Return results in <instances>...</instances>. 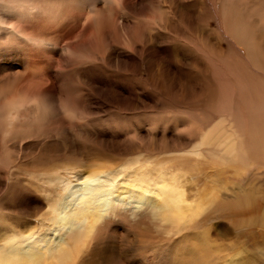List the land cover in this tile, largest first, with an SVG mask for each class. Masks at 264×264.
<instances>
[{
    "label": "bare ground",
    "instance_id": "6f19581e",
    "mask_svg": "<svg viewBox=\"0 0 264 264\" xmlns=\"http://www.w3.org/2000/svg\"><path fill=\"white\" fill-rule=\"evenodd\" d=\"M89 1L0 0V34L6 29L13 30L12 37L15 39L12 38L11 42L18 43V48L14 44V46H8L7 50L0 49V72H2L0 82H6L5 88L0 89V165H3L0 168V264H74L78 255L81 254L80 250L87 246L88 237L104 223L107 216L118 215L122 211L126 215L132 212L136 218L141 216L139 219L142 220L147 219L150 214H154L171 223L180 222L188 212L196 213L200 204H193V200H190L194 195L186 192L185 189L188 186L185 179H181L178 174H167V168L163 166V164L168 163L165 162L167 159L179 160L183 158L193 161V165L204 161L214 171L221 169L231 171L243 181L238 183L240 186L236 187L233 194L224 195L226 206L221 205L236 214L253 215L259 211V200L255 192L251 188H247L246 185H252L250 183L252 180L264 181V15L252 7L262 5L264 10V0H239L236 3L228 0L223 4L220 3L215 12L218 14L224 33L221 39L215 40L213 38L214 54L221 59L223 39L235 44L238 49L243 46L247 51L249 60H253L250 61L252 68L257 72L250 70L248 65L239 69L240 75L243 76L241 79L243 83L236 81L235 88L229 89L231 93L225 96L221 94L220 86L218 87L220 92L215 100V107L213 106L215 113L213 117L203 122L199 127L196 136L197 142L193 146L190 144L189 130L196 121L190 115L189 106L187 107V103L181 101L170 100L171 97L181 99L180 96H183V88L181 87L183 78L179 80L181 72L179 70L170 71L175 69L172 65L167 73L171 75L173 80L171 84L177 86V90L168 94L167 90L163 89L162 96H164L165 102L159 108L155 105L150 107L144 102L137 105L138 101H143L141 97L148 93L144 88H139L141 97L134 104V109L137 111L136 114H142L141 120H150L153 126L147 128H155L157 131L158 128H162L163 138L160 139L169 141L170 145L165 149L162 146L157 148H160V151L168 150L169 154L174 151L175 154L168 155L164 161H157L156 159L157 165L154 167L152 162L155 160L149 159L146 155V152L151 151V148L148 145L144 146L145 143H141L140 140L146 139L145 137L151 134L157 135L159 133H143L142 137L144 136V138L139 137V141L136 135L132 139L131 136L126 135L123 137V141L128 140L127 145L117 149V143L108 149L110 150L109 154L114 156L116 160L115 155H118L121 160V162L115 163V166H120L125 156L129 155L123 170L131 169L133 173L125 178L122 177L120 181L116 180L120 175L119 173L116 176L113 174L110 176L111 172L104 175L102 168L106 167V163L102 164L99 161L97 164L96 162L93 163L94 168L95 166L98 168L90 173L83 169L79 170V168H69L68 170L65 168L69 178L60 171L51 172L55 167L52 163L58 158L55 157L54 153L40 151L41 142L48 137L44 132L45 129L30 128V126L23 124L25 121L30 122L32 112L35 111L32 108L34 103H30L31 100L41 101V96L44 95L47 96L51 107L56 112L60 111V107L66 109L65 101L59 104L60 107L57 105L56 96L63 84L69 85L71 95L76 93L78 98L80 96V91L76 90L75 92V89L80 87L74 85L73 81L76 79V74L71 68L74 64L71 61L74 58L78 59L83 55L82 57L85 56L84 60L87 62L90 52L96 54H104L105 52V59L112 67L126 63V66L131 69L133 60H136L133 53H139L144 44L152 47V41L155 38L153 31L157 32L160 31V28H164L169 33L167 40H164L166 45L169 41L178 42L180 39L188 41L190 37L189 41L194 46L195 39H197L195 35L197 31L198 35L200 32L197 23L202 24L200 23L202 20L200 19V21L199 18L198 22L195 19H184L185 16L183 17L180 11L179 0H163L165 4L161 6L163 7L162 17L155 12L151 13L150 10L137 11L135 7L139 3L137 0H115L116 6L93 3L95 6L93 9L96 8L93 11L94 14L87 15L84 9L89 5ZM177 3L179 5H176ZM189 3L191 2L189 1ZM210 3L212 10L217 9V3ZM194 10L197 13L200 9L194 8ZM121 11L129 14L131 18L119 17L120 14L119 16L115 15V12L121 13ZM10 14L13 15L12 20L8 19ZM57 14H60L61 19L66 21V24L63 28L58 27L54 30V24L51 22L54 20L50 18L56 19ZM189 14L191 16L194 13L190 12ZM140 16L146 18L151 25H148L149 33L146 34V38L135 40L137 33L131 27L137 24H144L145 26L147 24ZM27 18L35 19L38 22L22 23ZM183 22L190 25L191 34L183 35L181 27ZM89 28H96L97 31H91ZM62 29L64 33H61ZM136 31L138 32V30ZM104 34L106 38L103 37ZM170 35H172L173 40L170 39ZM113 42H116L119 49ZM91 46H98L100 50L94 51ZM88 47H91L92 50ZM20 52L24 55V59L17 62V57L22 58L19 55ZM29 54L31 57L29 60H25L28 58L26 55ZM8 55H12L11 59L7 58ZM156 58L153 55V60H146L145 63L151 72L158 73L163 61H158ZM238 60L242 59L239 58ZM99 61L101 62V60ZM190 61L193 59L191 58ZM7 62L15 64L18 69L38 68L47 76L46 78H39L41 75L28 76L27 79L25 78L27 85L23 89L21 85L19 86L14 82V75L19 71L14 72L15 67L9 72L4 69L9 67ZM54 69L62 73L64 77L62 76L60 79L53 75L51 70L54 71ZM138 75L144 77L139 72ZM60 83L62 84L58 88ZM115 83L118 84V81L114 80ZM215 83V85H219V82L216 81ZM169 86L171 85L169 84ZM128 91L129 89L122 87L123 93H128ZM66 99L69 101L68 98ZM75 101H69L72 104L70 107L76 108L75 111H79L80 106L84 108L81 98L77 99L76 105L72 103ZM93 104L97 108H93L90 104L87 107L90 111H98L95 112L96 115L103 112L104 109L100 107L98 102H93ZM68 109L64 112L66 113ZM80 114L85 115L86 113L80 112ZM89 116L90 114L87 115V118ZM34 119L36 121L31 124L49 120L48 115L43 116L42 114L35 116ZM78 123L75 121V126L80 128L83 124ZM70 125L69 128H72ZM64 128H68V126H64ZM165 128L172 129L170 131L165 130ZM165 132H169V134H165ZM67 135V132L64 133L63 146L67 145L71 148L72 140L67 139L65 137ZM10 149L14 152H10ZM64 156L66 155H61V157ZM106 162L108 163V161ZM45 174L49 175L46 183H44ZM25 176L26 180L29 181L30 179L32 182H27L24 179ZM154 177L157 178L153 180ZM59 186H62L60 192L58 191ZM24 198L26 201L23 200ZM45 209L47 211L41 213ZM37 215L42 217L45 222L47 219L50 223L53 222L51 225L54 234L57 236H51L50 233H47L44 236L36 237L40 224L25 229L26 225L36 220Z\"/></svg>",
    "mask_w": 264,
    "mask_h": 264
},
{
    "label": "rangeland",
    "instance_id": "374dc122",
    "mask_svg": "<svg viewBox=\"0 0 264 264\" xmlns=\"http://www.w3.org/2000/svg\"><path fill=\"white\" fill-rule=\"evenodd\" d=\"M107 1L108 0H90L89 5L84 9V12H86L87 15L94 14L93 11H95L96 8L93 9V3H98L100 5L105 3V6L111 4L116 6L115 0ZM187 1L188 0H179L180 5L178 3L176 4L179 5L183 17L185 16L184 19H195V21L198 22L199 18V20H202H200L201 22L199 21L200 23L203 24L205 22L204 25L197 23V28L200 32L198 35L197 31L195 35L197 39H195L196 43L194 46L189 41L190 37L188 41L180 39L178 42L169 41L166 45L164 40H167V35L169 33L164 28H160V31H153V33L155 32V38L152 41V47L143 43L144 45H142L139 53H133L136 56L137 61L133 60L134 63H132L131 69L126 66V63H120L112 67L105 59V52L104 54L90 52L87 62L84 60L85 56L82 57L83 55L78 59L74 58L75 60L73 59V61H71L74 63L71 67L72 71L76 74V79L73 80L74 85L76 84L80 87L79 89H75V92L76 90L80 91L79 98L82 99V105H84L82 106L84 108H81L80 106L79 111L81 113H86V117L84 114H80L79 111H75L76 108L74 106L70 107L72 104L71 102L69 103V101L76 100L75 102H72L76 105L77 99L79 98L76 93H72V95L69 93L71 90L69 85L63 84L61 86L62 83L58 84V88L61 86V89L56 96V103L59 107V104L63 101L66 102V109L70 107L66 113L64 112L66 109H63L62 107H60V111L56 112V110L51 107L47 96L42 95L41 101H30V103H34L32 108L35 111L32 112L30 122L28 123L25 121L23 124L28 127L30 126V128L45 129L44 132H46L45 134L48 137L45 141L41 142L40 151L54 153V155H56L55 157L58 158L52 163L55 166L53 170H51L52 173L60 171L66 175L65 168L67 170L69 168H79V170L83 169L87 173H90L98 168V166H95L94 168L93 163L96 162L97 164V161H99L102 164L106 163V167L102 168L104 169L102 170L104 175L111 172L110 176L112 174L113 176H116L119 173L120 175L116 180L120 181L122 177L125 178L133 173V170L131 169L126 168L123 170L125 167L124 165H126L124 163L128 160L129 155L125 156V159L122 160L120 166H115L114 164L121 162V160L118 155H115L117 161L114 156L109 154L110 150L108 149L117 143V149L118 147L120 148L123 145H127L129 143L128 140L123 141V137L126 135L131 136V139L136 135L139 141V137H141V139L144 138V136L142 137L143 133H159L157 135L151 134L150 136L145 137L146 139L140 140L141 143H145L144 146L148 145V147L151 148V151H147L146 155L149 159L153 161L155 160L152 162V166L154 167L157 165L156 159L157 161H164L168 155L175 154L174 151L169 154L168 150L160 151V148H157L158 146H162L165 149L170 145L169 141H163L160 139L163 138L162 128H158V131L155 130V128H147L153 126L151 125L150 120H141L140 117L142 114H136L135 112L137 111L134 109V104L137 99L141 97L139 95V88H144L148 93L146 96L141 97L143 101L140 100L136 104L139 105L141 102H144L146 105H150V107L155 105L159 108L165 102L164 96H162V90H167L168 94L174 93L177 90L178 87L171 84L173 81L171 75L167 73L169 67L172 65H174L172 67L175 69L170 71L179 70L181 72L179 80L183 78L181 81V83H183L181 84V87L183 88V96H180L182 97V100L175 97H171L170 100L175 102L181 101L185 104L187 103V107L189 106L188 110L191 112L190 115L196 121L194 126L189 130L191 146L197 142V132L202 123L213 117L215 113V100L219 92L221 91V94L225 96L231 93L229 89L235 88L236 81L241 84L243 83L241 80L243 76L240 75L239 69L248 65L250 70L255 73L257 72L252 68L250 61L252 62L253 60H249L247 51L243 46L240 47L245 50L246 53L241 48H236L237 46H235V44L223 39L221 59L214 54L213 38L215 40L221 39V36L224 33L222 31L221 21L218 14L215 12L218 10L220 3L223 4L228 0H198V2H195L196 0H189L191 3ZM236 1L238 2L239 0H232L233 3H236ZM137 2H139L135 6L137 11L142 12L150 10L151 13L155 12V14L162 17L163 13H161V11L163 7L161 6L165 4L163 0H137ZM210 2L217 3V9L212 10ZM156 7L159 8L158 11ZM252 7L259 10L260 14L264 15L262 5H255ZM194 8H199L200 10L196 13ZM106 11L108 12V10ZM190 12H193L194 14L190 16ZM115 13V15L118 16L120 14L119 17L131 18L129 14L123 13L122 11L121 13ZM166 13L169 15L167 10ZM57 15L58 17L56 19L50 18L51 20H54L51 21L54 24V30L58 27L63 28L66 24V21L61 19L60 14ZM209 15L210 18H208ZM12 18L13 15L10 14L8 19L12 20ZM140 18L143 21H146L147 24L146 26L144 24H137L136 26L131 27L134 29V32L137 33L135 40L146 38V34L149 33V30L147 29L149 28L148 25H151V23L148 22L146 18H143V16H140ZM23 21L22 23L24 24L38 22L31 18L24 19ZM181 27L183 35L192 33L190 25L186 22H183ZM89 30L97 31L96 28H89ZM136 30H138V32ZM61 31V33H64L63 29ZM13 32V30L6 29L0 34V37L2 36L0 38V49L7 50L8 46H14L15 42H11L12 38L15 39V37H12ZM213 35H217V38ZM103 37L106 38L105 34ZM170 39L173 40L172 35H170ZM113 43L116 45L117 49H119L116 42ZM17 44L18 43L16 42V48H18ZM91 47L94 51L99 49L98 46ZM91 47H88V49H91ZM131 47H134V45H131ZM67 52L69 53L68 50ZM19 55L22 56V58L17 57V59L19 58V61L16 59L17 62L24 59V55L21 54V52ZM153 55L157 57L156 59L158 61H163L162 65L164 66H160L158 73L151 72L145 63L146 60L152 61ZM92 56L94 57L92 58ZM11 57L12 55L7 56V58L10 59ZM26 57L28 58L25 60H29L31 56L29 54L28 56L26 55ZM189 58H192L193 61H190ZM239 58L242 60H238ZM98 59L101 60V62ZM89 61H91V63H88ZM10 63L11 62H7V66L9 67H5L4 69L9 72L15 67L14 72H20V74L17 72V74L14 75V82L19 86L21 85L23 89H25L27 85L26 79L28 76L32 77L34 75H41L39 78H46L47 76L38 68L33 69L31 67L28 69H18L15 64ZM138 72L143 74L144 77L139 76ZM51 73L62 79L63 74L59 73L56 69H54V71L51 70ZM1 76L2 72H0V77ZM114 80H117L118 84H114ZM216 81L219 82L218 86L215 85ZM169 84L171 86H169ZM5 86L6 82H0V89L5 88ZM219 86L220 91L218 88ZM122 87H124V89H129L128 93H123ZM190 96L191 99L189 100ZM66 98H68L69 101H67ZM85 98L87 99L85 100ZM93 102H98L100 107L104 109L99 115H96L98 111H90L87 108L88 105L91 104V106L96 109L97 107L96 105L94 106ZM40 109L43 110L37 112ZM39 114H42L43 116L48 115L49 120L44 122L37 121L36 123L31 124L36 121L34 118ZM89 114L90 116L87 118V115ZM75 121L79 122L78 124L83 125L80 128H77L75 126ZM69 124H71L70 126H72V128H69ZM64 126H68V128H64ZM166 129L171 131L172 128H165V130ZM66 132L68 135L65 137L72 140L71 148L67 145L63 146L64 144L62 140L64 138V133ZM165 134H169V132H165ZM9 151L14 152L12 149ZM61 155L66 156L61 157ZM120 157L123 158L122 156ZM106 161H108V163ZM165 162H168L167 164H163V166L167 168L166 172L168 175L174 173L178 174L181 179H185L188 186L185 189L186 192H190L194 195L190 200H193V204H200L198 211L194 214L188 212L184 219L178 223L166 222L160 216L154 214H150L147 219L142 220L139 219L141 216L136 218L134 217V213L131 212L126 215L123 213L124 211L119 212L118 215L107 216L104 223L88 237L87 246L82 248L83 251H81L82 249L80 250L81 254L78 255V259L76 258L77 262L75 261L74 264H264V181L252 180L250 183L254 186L246 185L247 188H251L255 192L260 205L259 211L256 214L243 215L241 213V215L232 213L231 210H228L225 207L226 204H224L225 196L233 194L236 187L240 186L238 183L243 181L234 173L221 169L219 171L217 170L219 172L218 174L217 171L209 168V165L204 161L197 162L196 165H193V161L183 158L179 160L167 159ZM2 167L3 165L1 164L0 168ZM184 173L186 174L184 175ZM48 177L49 175L45 174L44 183L47 182ZM66 177L69 178L67 175ZM156 178L157 177H154L153 180ZM24 179L26 180V176ZM26 181L29 183L32 182L30 179L29 181ZM58 191H62V186L58 187ZM60 195L61 193L58 196L60 197ZM215 199H217V202H215ZM23 200L26 201L25 198ZM221 204H224L225 206ZM46 211L47 209L43 210L41 213ZM48 221V219L46 222L43 221V218L37 215L36 220L32 221L29 225H26L25 229L27 230L35 224H40L36 233L37 235H35L36 237L44 236V234L47 233H50L51 236H57L53 232V222L51 221L50 223V221Z\"/></svg>",
    "mask_w": 264,
    "mask_h": 264
}]
</instances>
